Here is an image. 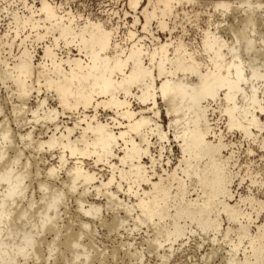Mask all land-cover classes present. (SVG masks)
Returning <instances> with one entry per match:
<instances>
[{
  "label": "snow or ice",
  "instance_id": "snow-or-ice-1",
  "mask_svg": "<svg viewBox=\"0 0 264 264\" xmlns=\"http://www.w3.org/2000/svg\"><path fill=\"white\" fill-rule=\"evenodd\" d=\"M180 2L183 4V0ZM188 5L199 7L201 13L185 16L182 26L177 24L172 29L171 43L165 47L182 51L187 70L193 73L188 111L195 109L194 122L180 112L173 118L170 86L156 87L159 82L154 58L152 62L144 61L148 67L140 64L138 72L136 66L130 64L132 73H123V78L112 68L113 59L109 57L113 44L117 57L122 55L116 27L108 30L110 25L116 24L115 20L85 22L86 14L77 16L75 12H68L75 7L72 0H23L22 4L13 6L17 11V38L22 35L25 42L15 57V71L5 72L0 81V87L5 90L9 85L15 87L12 95L17 100L10 111L8 108L0 111V121L10 122L15 117L14 126L6 128L0 137V169L14 179V182L9 179L8 187L0 192V198L5 201L0 203V220L7 215L12 221L9 205L14 209L24 203L26 207L17 213V228L8 229L12 236H23V240L11 244L9 257L0 260V264H193L190 252L197 248L200 251L196 253L195 264H264V3L236 5L261 9L259 19L246 20V27H242L239 20L229 24L233 4L228 0H188ZM8 8L5 4L4 11ZM20 11L25 13L24 33H20L19 28ZM12 21L11 15L5 21L10 30ZM77 24L83 25V33ZM45 28L47 31H43ZM88 29L93 35L106 37V47L99 46L97 50L93 42L90 48ZM144 32H148L147 23ZM222 32L228 35L222 38ZM81 34L85 39H81ZM30 37H35L31 47L28 45ZM37 48L43 50V59ZM77 54L79 59L73 61L71 57ZM64 55L69 56L67 61L62 59ZM100 61L104 62L103 83L93 84L90 89L85 86L84 65L93 68ZM116 63L123 66L122 60ZM52 68L58 71L53 72ZM61 68L63 70H59ZM87 84H92L90 76ZM116 92L123 97L121 108L126 107L131 112L127 102H139L147 118L139 113L129 116L138 127L121 131L119 135L110 133L104 153L87 155L89 148L82 140L77 139L74 145L70 139L74 129H67L68 134L64 135L62 117L67 122V117L72 116L75 129H79L85 122L79 118L81 108L99 107L97 101L102 96L112 95L115 99ZM161 96L163 104H159ZM0 102L7 103V100ZM165 109L168 118L162 120ZM5 113H8L6 117ZM92 121L95 123L97 117L92 116ZM140 126L145 131L151 128L152 136L158 137L160 148L156 156L148 150L149 141ZM37 131L40 136L36 135ZM129 131L133 136L144 137L139 145L133 141L139 156L152 158V164L134 172L137 183L149 188L158 186L154 184V177L160 167L168 164V172L172 171L176 157H166L173 137L182 153L180 163L176 164L177 173L191 177L188 163L190 137H194L198 146L205 148L216 161L207 214L214 215L217 209L226 211L214 222L206 223L201 215L173 211L163 201L155 205L140 202L141 193L131 179L125 183L123 171L117 175L113 168L110 176L103 179L91 171L85 173L82 157L87 155L88 160L96 159L97 165L110 166L121 142L127 147ZM42 154L50 156V166L41 167L49 163ZM120 162L125 164L124 159ZM93 183L98 184L95 188L98 196L103 197L107 192L106 209L86 202L93 192ZM113 190L117 191L116 195ZM28 192L32 193L31 200L27 199ZM125 192L121 200L119 194ZM133 196L140 203H126ZM101 229L109 234L119 233L107 255L101 251L93 256L87 248L81 255L78 250L84 243L92 247L90 242ZM236 232L241 234L239 244ZM63 237H67V247L61 245V253L54 245ZM225 246L228 255L221 259ZM5 247L0 245V248Z\"/></svg>",
  "mask_w": 264,
  "mask_h": 264
},
{
  "label": "bare ground",
  "instance_id": "bare-ground-1",
  "mask_svg": "<svg viewBox=\"0 0 264 264\" xmlns=\"http://www.w3.org/2000/svg\"><path fill=\"white\" fill-rule=\"evenodd\" d=\"M10 1L12 2L6 1V3H8L7 5L9 6L7 12L4 11V6L0 5V81L3 80L5 72L15 71L17 64L15 57L20 54L22 44L25 42L24 36L21 35L19 40L17 38L18 33L15 31V18L17 16V11L13 8V2L15 0ZM18 1H20V4L23 2V0ZM0 2H2V0H0ZM228 2L233 4V10L229 13L232 17V19L229 20V24L231 25L233 21L239 20L241 26L246 27V20H250L252 18L259 19L261 16V9L259 7L239 8L236 7V5H259L264 3V0H228ZM126 4L132 13L131 22H124L123 29H121L118 22H116L115 25H110L108 29L110 31L111 27H116L117 35H119L121 38V47L119 52L122 55L117 57L114 44L110 49L111 57H109V59H113L112 68L115 69L119 75H121V78H123V73L127 72L129 75L132 73V68L129 67L130 64L135 65L138 72L140 64H144V67H148V64L144 63V61L147 60L152 62L154 58V71L156 80L159 82L157 83L156 87L159 88L163 84L170 86L171 100L169 103L172 104L174 108L173 118H177L176 113L180 112L182 115L188 117L194 122L195 109H193L191 112L188 111L190 108V89L193 82V73L190 70H187L188 65L182 51L176 47L165 46L170 45L171 43L170 37H172L174 34L172 29L175 28V19L180 18V20H182L185 16L190 17V13L193 12L199 14L201 9L197 6H189L188 0H183V4H181L180 0H126ZM75 14L77 16L80 15L78 13ZM108 14H110V12ZM113 14L115 18L116 13ZM124 14L127 15L128 13L125 12ZM9 15L13 17L12 30L9 29V24L5 22ZM65 15H67V12ZM19 16L21 17V24L19 26L20 33H24L25 29L23 18L25 17V13L20 11ZM36 19H39V17ZM89 20H92L94 23H99L105 20L111 21L114 19L109 16H107V18L85 16V22H88ZM51 23L55 24V21H51ZM145 23H147L148 26L147 33L144 32ZM152 25H155L156 33L152 32ZM76 27L80 28L81 33H83V25L77 24ZM28 31L31 33V28H29ZM43 31H47V29L45 28ZM88 32L89 35L87 40L89 41L90 48L93 42L98 46L97 50H99V46L106 47V37L101 34L93 35L91 29H88ZM160 33L163 35V37L159 36ZM227 35V33H221L222 38H225ZM145 36L148 37L147 40L143 39ZM153 37L155 38L154 40ZM33 39H35V37H30L28 40L29 47H31V41ZM81 39H85L83 34H81ZM201 47H203V42L201 43ZM69 51H71V49H69ZM37 52L40 53L41 59H43V50L37 48ZM142 53L143 56L141 55ZM216 54L218 53H213V55ZM224 55H227V53H224ZM62 59L67 61L69 56L64 55ZM71 59L76 61L79 59V55L77 54L72 56ZM116 60H122L123 66L121 67L119 64H117ZM9 61L12 63L9 64ZM36 63H39V61H36ZM103 64L104 62L100 61V63L93 68H89L87 64L84 65V72L86 74V87L91 89L93 84L103 83ZM59 70L63 69L61 68ZM51 71L56 72L58 69L52 68ZM77 71H79V66H77ZM16 74L19 76V73ZM88 76L92 78V84H87ZM117 82L119 83V81ZM29 83H31V81H29ZM15 91L16 89L12 85H9L7 90H5L3 87H0V101H4L5 98L7 100V103L0 102V111H3L5 108H8L10 111L12 105L17 103V100L14 99L12 95V93ZM97 91L99 92V89H97ZM114 94L116 97L115 99H113L112 95L102 96L97 101L99 107L93 106L87 109L82 107V115H80L79 118L85 122L80 125L79 129H75V120L72 119V116L67 117V122H65L62 117V122H64V135L68 134L67 129H74L70 139L74 145L77 139L82 140L85 147L89 148L87 155L104 153L106 138L110 133L119 135L121 131H125L132 127H138L139 125H137L135 119H128L129 116H135L136 113H139L141 114L142 118H147L146 113H144V109L139 102H133L131 100L127 102L131 105L130 112L126 107L121 108V103H123L122 95L119 92ZM134 95H138V93H134ZM163 103L164 99L163 96H161L159 99V104ZM105 105H107V107H105ZM7 115L8 113H5V117ZM92 116L97 117V121L95 123L92 121ZM163 118H166V120L168 118L167 109H165L164 116L160 117L162 120ZM109 122H111V124ZM14 124L15 117H13L10 122L6 119L4 121H0V137L3 136L6 128L11 129ZM40 127H43V125ZM140 127L141 131L144 132V137H146L149 141V145H146L148 150L153 156H156L160 148L158 137L154 138L152 136L151 128H148L145 131L144 127ZM45 132H47V129H45ZM53 132H55V127H53ZM36 135L40 136V132L37 131ZM144 137L133 136L129 131L127 137V147H125L124 143L121 142V147L119 151L113 155L110 166L103 163L97 165L96 159L88 160L87 155L82 157L81 161L82 166L85 169V173L91 171L93 174H99L103 179L105 176H110L111 170L113 168L116 169L117 175L123 171L125 183L131 179L133 184L136 185L139 192L141 193L140 202H151V204L155 205L157 201H163L165 204L170 206L173 211L188 212L193 216L198 214L201 215L206 223L209 222V220L214 222L216 217L220 216L222 212L226 211V209H217L214 215L209 216L207 214L208 202L211 200V182L216 161L205 148L198 146L194 137H190V162L188 163V168H190L192 172L191 177H186L185 175L177 173L176 164L180 163L182 153L180 145L175 143V138L173 137L172 145L168 149L169 155L166 157V159H171L172 156L176 157L175 164L171 165V173L168 172L169 165L165 164L164 166L160 167L159 171L154 177V184L158 185L157 187L149 188L146 185L138 184L134 172L138 173L141 166L152 164L151 156L143 158L140 157L138 154V148L133 146V141H135L136 145H139ZM157 148L158 150H156ZM174 149L176 150L174 151ZM52 155H56V153H52ZM134 156L135 160H133ZM42 158L45 161H49V163L46 165L42 164L41 167L50 166V156L48 154H42ZM58 159L59 158L57 157V160ZM122 159L125 160V164H121L120 161ZM9 179L13 178L4 174L3 170L0 169V192H2L4 188L8 187L7 181ZM81 183L83 184L84 182L81 181ZM105 183H107V180H105ZM117 184H119V181H117ZM96 187H98V184L93 183V192L89 193L86 202L90 206L98 208L102 207L106 209L107 192H105L103 197H100L95 194ZM116 194L117 191L113 190V195ZM125 195L126 192L120 193V199L123 200ZM26 196L28 200H31L32 193L28 192L26 193ZM4 202L5 201L3 198H0V203ZM127 202L137 204L140 203L136 200L135 196L131 198V201H126V203ZM23 207H26V204H17L16 208L14 209L11 207V205H9L8 212L13 217L12 221H9L7 215H5L2 220H0V245L7 246L5 248H0V260L9 257L12 243H19L23 240V236L14 237L12 236V232L8 230L10 228L13 230L17 228V222L19 221V215H17V213L20 212ZM145 207H147V203H145ZM52 215L55 216V211L52 212ZM224 219L226 220L227 217L225 216ZM25 223H27V221H25ZM61 223H63V221H61ZM95 231V225H93V232L95 233ZM225 231H227V228H225ZM113 233L116 234L118 232ZM113 233L107 234L112 235ZM240 235L241 234L239 232L235 233L237 244L240 243ZM252 236L255 237L256 234L252 233ZM10 237L11 239H9ZM95 240L90 242L93 245L92 247H89L88 243H84L78 252L83 255L85 248H87L88 253L93 256L101 253L96 247ZM66 241L67 237H63L60 241L55 243L54 247L60 249L61 253H63V247H61V245L67 247ZM247 243L251 244V241H248ZM217 247H219V245H217ZM227 255L228 247L225 246L224 255L220 258L223 259L227 257ZM242 256L243 251H241V257Z\"/></svg>",
  "mask_w": 264,
  "mask_h": 264
},
{
  "label": "rangeland",
  "instance_id": "rangeland-1",
  "mask_svg": "<svg viewBox=\"0 0 264 264\" xmlns=\"http://www.w3.org/2000/svg\"><path fill=\"white\" fill-rule=\"evenodd\" d=\"M6 1L12 2L10 0H2V2H4V3L0 2V5L4 6L5 4H8V3H6ZM19 2L20 1L15 0L13 2L14 6L20 5ZM65 2H67V0H65ZM72 4L75 7L68 9V11L75 12V13H78L80 15L86 14L85 16L98 17V18H100V17L107 18V16H109L112 19H114L116 22L119 23L121 29H123L124 22H126V21L129 23L131 22L132 13L130 12V10L127 7L126 0H87V3H84V0H72ZM109 12H110V14H108ZM125 12L128 14L125 15L124 14ZM113 13H116L115 18H114ZM200 13H201V10L199 11V14ZM192 14L193 13H190V16H192ZM182 22H183V19L180 20V18H176L174 27H176L177 24H180L182 26ZM137 29H140V28H137ZM152 32L156 33L155 25H152ZM159 36L163 37V35L161 33L159 34ZM193 38H195V37H193ZM163 120H166V118H163ZM236 139H238V137ZM232 142H235V140H233ZM156 150H158V148ZM175 150L176 149H174V151ZM175 154H176V152H175ZM118 236H119L118 233H116V234L113 233L112 235H108L104 229H101L99 234L96 236V240H95L96 247H97L98 251L99 252L103 251V254L105 252V255H107L109 246L116 242ZM199 251L200 250L197 248L195 251L190 252L193 264H195V260L197 259L196 253Z\"/></svg>",
  "mask_w": 264,
  "mask_h": 264
}]
</instances>
